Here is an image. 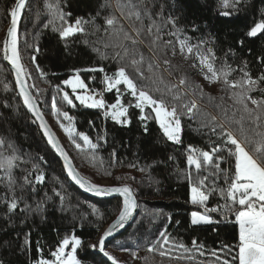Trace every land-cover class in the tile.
Returning a JSON list of instances; mask_svg holds the SVG:
<instances>
[{
    "label": "trees",
    "instance_id": "trees-1",
    "mask_svg": "<svg viewBox=\"0 0 264 264\" xmlns=\"http://www.w3.org/2000/svg\"><path fill=\"white\" fill-rule=\"evenodd\" d=\"M51 2L53 0L27 2L18 26L21 63L28 73L26 80L31 94L67 146L78 173L96 185L128 186L136 198L138 214L135 220L123 234L107 244V250L122 264H222L223 259L230 260L236 254L235 249L229 254L221 248L222 245L234 247L238 242L235 212L225 209L208 213L215 223L192 224L191 213L203 212L204 207L190 202L191 182L187 173L191 171L194 180L196 173L187 165L186 157L189 146L211 151L213 145H222L221 139L211 131L215 123L211 117L224 120L223 108L228 109V116L233 120H240L242 115L245 117L242 123L249 135L254 134L255 125L246 113L238 110L240 106L234 104L223 79L215 81L218 84L216 94L201 87L200 76L207 72V68L200 65L195 52L189 54L185 49L181 53L180 43L185 41L200 45L202 51L212 48L217 70L225 63L235 69L230 80L243 75L240 69L245 68V62V70L253 78L259 77L264 73V63L261 62L264 58V33L255 38L247 33L256 22L264 19V0H242L236 8L223 7L222 0H149L152 18L162 28L161 40L155 48L156 58L160 62L163 58L170 61V65L164 66L168 71L158 68L155 69L156 75L163 74L165 83L170 81L174 85H178L181 78L186 79V86H179L182 102L195 100L199 105L194 118H182L180 144L167 140L155 119L151 118L154 113L149 108L145 109L146 113H150L146 122L139 120L138 109L129 108L131 122L122 125L105 117L103 109L86 108L74 99L75 107L63 101L57 86L72 97V91L63 85V81L76 74L75 70H80V78L90 91L97 90L109 104L115 102L116 91H107L102 81L105 74L111 76L119 65L111 58L113 49L105 48V44L111 41L103 31L104 17L111 11L104 7L107 0H55L64 13H71L66 17L68 23H74L77 18L89 22L84 25L85 32L67 38H61V21L47 7ZM231 3L232 0H229ZM13 4L14 0H0V34L8 25L7 12ZM225 11L230 14L222 15ZM149 23L145 19V26ZM2 40L1 35L0 43ZM169 40L171 44L164 43ZM201 41L204 43L201 44ZM139 51L145 56L144 69L147 71V60L153 55L148 50L147 39L139 46ZM104 53L108 54L107 58ZM91 68H103L104 72L86 71ZM207 74L211 76V73ZM119 87L125 106L129 101L134 104V99L123 86ZM251 95L264 98V85ZM54 99L56 110L52 108ZM63 112H68L73 118L71 126L77 133L87 135L98 145L96 149H90L74 133L83 150L75 147L61 127V123L69 125ZM239 126L235 123L231 125L233 129ZM0 138L5 141L0 154H13L12 149L7 147L10 142L16 149L15 154L20 157L11 170V185L5 171L0 169V264H37L40 259L51 260V252L65 236L71 235L82 241L76 253L81 264H106L97 255V247L91 246H97L101 231L118 215L121 202L117 199L98 201L88 198L69 183L59 161L49 150L17 95L1 53ZM220 155L225 157L221 169L227 170L231 177L234 157L228 156L227 151ZM210 171L211 168L202 170L200 176H207ZM40 174L44 179L37 183L35 176ZM213 179L209 177L206 181L208 189H217L209 196V208L225 203L219 189L228 186L223 174L216 179L215 185ZM13 195L18 200V208L10 212L5 201ZM165 229L169 243L161 247L155 242ZM26 238L29 241L27 245ZM193 241L202 247L194 246ZM180 244L184 248L179 247ZM150 247L154 250L149 251ZM213 250L216 251L215 256ZM161 251L165 255L162 256ZM217 256L220 261H217Z\"/></svg>",
    "mask_w": 264,
    "mask_h": 264
},
{
    "label": "snow or ice",
    "instance_id": "snow-or-ice-1",
    "mask_svg": "<svg viewBox=\"0 0 264 264\" xmlns=\"http://www.w3.org/2000/svg\"><path fill=\"white\" fill-rule=\"evenodd\" d=\"M241 2L242 0H232L230 5L229 0H222V5L225 8L229 6L236 8ZM148 4L149 0H114V2L107 0L104 5V7L111 9L110 13L104 17L105 27L103 31L111 38V41L105 44V48L110 47L113 49L111 58L119 66L111 76L105 74L102 83L106 85L107 91H116L115 102L109 104L103 98L98 99V93L88 90V86L80 78V70H75L76 75L64 80L63 84L69 86L73 93H76L77 89L85 90L87 94H76L75 100L88 108L103 109L104 116L110 117L118 124H130L129 108L131 107L138 109L140 112L139 120L146 122L150 118V113H146L145 109L149 108L151 113H154V116H151V118L159 123V127L167 140L180 144L182 142L181 133L183 131L182 118L184 116H187L189 119L194 118L196 112L199 111V105L195 100H190L189 103L182 102L183 98L179 95V86H186V79L181 78L178 85H174L170 81L165 83L163 74L156 75L155 69L163 68V71H168L164 66L170 65V61L167 58H163L162 62H160L156 58L155 48L157 47V42L161 40L160 32L162 28L152 18ZM26 7L27 0H14L13 6L7 12L10 26L6 30V38L2 45L4 58L10 61L16 71L17 82L20 85V94L23 97L24 105L40 120V127L43 129L48 143L67 160V154L63 151L54 134L48 129L41 118L42 114L37 110V106L33 102V97L25 83L28 73L21 63L18 48V22ZM47 7L54 17L61 21V28L59 29L61 38L85 32L84 25L89 22L84 21L82 18H77L74 23H68L66 17L71 16V13H64L55 0L48 3ZM221 14L227 16L230 13L225 11ZM145 19L150 21L147 26L144 24ZM97 30L100 29L98 28ZM261 33H264V19L256 22L250 28L247 35L256 37ZM145 39L148 40V50L153 53L147 60V71L144 69L145 56L139 51V46L145 43ZM164 43L171 44L172 42L169 40ZM203 43L201 41V44ZM185 49L189 54L195 52L200 65L207 68L208 73H211V76L205 75L206 79L212 81L223 79V83L227 85L228 90L231 92V99L234 104L240 106L238 110L246 113L247 118L255 125V129H253L254 134L249 135L242 123L245 117L242 115L240 120H233L228 116V109L223 108L224 120L218 121L216 116L211 117V121L215 122L211 126V131L221 139L222 145H213L211 151L197 150L189 146L186 163L189 168H194L196 173L195 180L191 171L187 173V178L191 182L190 202L193 205L205 208L204 213L193 211L191 213V222L194 225L199 223H215L208 213L222 212L225 209L229 212L234 211L235 223L239 227L238 242L234 247L222 245L221 250H226L231 254L235 249L236 254L232 255L230 260L223 259L222 264H264V98L258 99L251 95V93L261 89V86L264 85V73L259 77L253 78L245 70V62V68L240 69L243 75L239 79L230 80L229 77L235 69L225 63L217 70L214 67L216 58L212 48H206L202 51L200 45H191L185 41H181L180 52L183 53ZM173 54H175V51ZM107 55V53L103 54L105 58H107ZM32 60L35 62V56L32 57ZM261 62L264 63V58H261ZM37 70H39L38 65ZM86 71L104 72V69L91 68L86 69ZM119 86H124L128 95L134 99V104L129 101L127 106H125L121 98L122 93ZM57 89L62 92L63 101L75 107L73 98L70 97L69 93L60 89L59 86H57ZM52 108L56 110L55 99L53 100ZM62 115L69 121V125L65 126L61 123V127L68 137L72 139L78 150H83V145L76 142L74 133L90 149L97 148L98 145L93 143L87 135L77 133L76 129L71 126L73 118L68 112H63ZM233 116H235V113H233ZM233 123L239 124V128L233 129L231 127ZM203 126L207 127L208 125ZM145 131H147L146 125ZM237 132L239 135H237ZM3 147H5V141L3 138H0V148ZM7 147L12 149L13 154L9 156L0 154V169L5 171L9 185H11V170L16 166V161L20 157L15 154L16 149L10 142ZM223 151H227L228 156L234 157V173L231 177L228 176L227 170L221 169V162L225 159L224 156L220 155ZM66 167L68 175L80 187L88 191H94L97 195L119 193L124 197L123 208L119 212L117 221L105 231L99 240V251L108 257L112 261V264H118L115 258L105 251L104 245L106 238L111 236L117 227H123V222L129 218L135 209L136 203L132 198V190L128 186L101 187L90 184L74 171L70 162ZM208 168H211L212 171L207 176H200L201 171ZM221 174L224 175L225 183L228 185L226 189H219L221 198L225 200V203L217 205L214 208H209L207 206L209 196L217 189H208L206 181L209 177H213L212 183L215 185L216 179ZM43 179L42 174L35 176L37 183L42 182ZM25 180L31 183L28 177H25ZM5 202L10 212L18 208V200L14 195L10 200H6ZM28 243L29 241L26 238L25 244L27 245ZM81 243L82 241L75 235H71L70 237L65 236L56 250L51 252L53 259H40L37 261V264H81L76 255ZM155 243L160 244L161 247L169 243V235L166 229L159 233V239ZM193 245L202 247V245H197L196 241H193ZM91 247L96 248L97 246L92 245ZM179 247L184 248V245L180 244ZM69 248L70 250L66 251ZM148 250L153 251L154 247H150ZM184 250L188 251L187 248ZM160 254L163 256L165 252L161 251ZM212 254L215 256L216 251L213 250ZM217 261H220V257L218 256Z\"/></svg>",
    "mask_w": 264,
    "mask_h": 264
},
{
    "label": "water",
    "instance_id": "water-1",
    "mask_svg": "<svg viewBox=\"0 0 264 264\" xmlns=\"http://www.w3.org/2000/svg\"><path fill=\"white\" fill-rule=\"evenodd\" d=\"M28 2V0H27ZM20 22V20H19ZM19 22H18V26H19ZM10 26V19L8 21V25L6 26V29L4 31V37H3V40H2V45H3V41L4 39L6 38V30L7 28ZM260 35V34H258ZM257 35V36H258ZM256 36V37H257ZM251 38H255V37H251ZM19 40V39H18ZM1 45V56H2V62L4 64V66L9 70V72L11 73V76H12V80H13V84H14V87H15V90H16V93L17 95L19 96L20 100L22 101V104L24 105L23 103V97L21 96L20 94V85L19 83L17 82V76H16V71L15 69L13 68V66L11 65L10 61L6 60L4 58V53H3V47ZM19 48V47H18ZM25 83L28 87V91L30 92L29 90V86H28V83H27V80L25 78ZM31 94V92H30ZM32 95V94H31ZM33 97V95H32ZM33 102L36 104L37 106V110L42 114V119L43 121L45 122V124L47 125L48 129L54 134L57 142L59 143V145L61 146V148L63 149V151L67 154V160L65 159L64 156H62L58 151H56V149H54L47 141V137L44 135V132H43V129L40 127V120H38L35 115L33 114V112L31 110H29V108L24 105V107L26 108V110L28 111L29 115L31 116V118L33 119V121L35 122L36 126L38 127L39 129V132L41 133V135L43 136L49 150L55 155V157L57 158V160L59 161L60 165H61V168L65 174V177L67 178V180L69 181V183L76 189L78 190L82 195L88 197V198H91V199H95V200H98V201H107V200H113V199H117L121 202V209L120 211L122 210L123 208V199L124 197L121 196L119 193H111V194H102V195H97L94 191H88L86 190L85 188H82L80 187V185H78L69 175H68V171H67V167L66 165L70 162L71 165L73 166V169L76 173H78L77 169L75 168L74 166V163L71 159V157L69 156V153L67 152V148L66 146L64 145V143L62 142V140L60 139L59 135L57 134V132L51 127V125L49 124V122L47 121L46 117L44 116V114L42 113V111L40 110V107L38 105V103L36 102L35 98L33 97ZM79 176H81L79 173H78ZM82 177V176H81ZM85 179V178H84ZM86 181H88L87 179H85ZM89 182V181H88ZM90 184H93L91 182H89ZM96 185V184H94ZM98 186H101V187H123V186H110V185H106V184H101V185H98ZM132 198L135 200V203H136V207L135 209L132 211V214L129 216V218L123 222V227H117L114 231H113V234L109 237L106 238L105 240V251L107 250V244L109 242H111L112 240L116 239L117 237H119L121 234H123L128 228L129 226L133 223V221L135 220L137 214H138V207H137V201H136V198L132 192ZM119 211V212H120ZM119 217V213L118 215L107 225L103 228V230L101 231L100 233V237L98 239V243H97V250H96V253L97 255L106 263V264H112V261L108 259V257L104 256L103 253H101L99 251V240L101 238V236H103V234L105 233V231H107L112 225L114 222L117 221ZM113 257V256H112ZM117 261V260H116ZM118 262V261H117ZM118 264H122L120 262H118Z\"/></svg>",
    "mask_w": 264,
    "mask_h": 264
},
{
    "label": "rangeland",
    "instance_id": "rangeland-1",
    "mask_svg": "<svg viewBox=\"0 0 264 264\" xmlns=\"http://www.w3.org/2000/svg\"><path fill=\"white\" fill-rule=\"evenodd\" d=\"M6 29V28H5ZM5 29L1 32V34H0V36L2 35V37H4V31H5ZM2 45V42L0 43V46ZM0 53H1V49H0ZM204 74H202L201 73V76H200V82H201V87L203 88V89H205V90H208V91H210V92H213V93H217V91H218V84L217 83H215V81H209L210 79H206L205 78V75L207 74V72H203ZM76 74H74L73 76H75ZM208 76H210L209 74H207ZM73 76H70L69 78H71V77H73ZM68 78V79H69ZM86 84V83H85ZM64 85V84H63ZM87 85V84H86ZM64 86H67V85H64ZM68 88H69V90H71L72 91V89L69 87V86H67ZM123 89H124V86H123ZM89 90V89H88ZM125 90V89H124ZM92 92H94V93H97L96 91L97 90H91ZM76 94H87L86 92H85V90H81V89H77V92L76 93H71V95H72V98L75 100V95ZM97 98L99 99V96L97 95ZM78 104H80L79 103V101H77V100H75ZM81 105V104H80ZM82 106H84V105H82ZM84 107H86V106H84ZM86 108H88V107H86ZM146 112V111H145ZM156 121V120H155ZM156 124L159 126V123L156 121ZM67 147V146H66ZM103 184H105V183H103ZM101 185V184H100ZM107 185V184H106ZM202 211L203 212H201V213H204L205 212V208H202ZM190 219H191V221H192V216L190 215ZM199 224H203V223H199ZM205 224V223H204ZM197 225V224H196ZM238 225V224H237ZM238 229H239V227H238ZM69 250H70V248H69ZM68 250V251H69ZM106 252H108L109 254H110V251L109 250H106ZM111 255V254H110ZM112 256V255H111Z\"/></svg>",
    "mask_w": 264,
    "mask_h": 264
},
{
    "label": "bare ground",
    "instance_id": "bare-ground-1",
    "mask_svg": "<svg viewBox=\"0 0 264 264\" xmlns=\"http://www.w3.org/2000/svg\"><path fill=\"white\" fill-rule=\"evenodd\" d=\"M41 110V109H40ZM58 134V133H57ZM59 135V134H58ZM59 137H60V135H59ZM60 139H61V137H60ZM62 140V139H61ZM62 142H63V140H62ZM64 143V142H63ZM64 145H65V143H64ZM66 146V145H65ZM67 148V147H66ZM53 154V153H52ZM54 155V154H53ZM54 157H55V155H54ZM56 158V157H55ZM57 159V158H56ZM65 175V174H64ZM56 250V249H55ZM55 250H53V251H55Z\"/></svg>",
    "mask_w": 264,
    "mask_h": 264
}]
</instances>
